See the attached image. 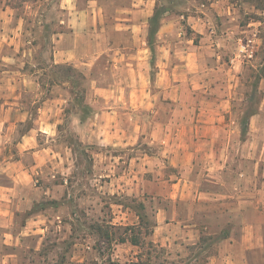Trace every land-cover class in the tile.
Instances as JSON below:
<instances>
[{"label": "rangeland", "instance_id": "1", "mask_svg": "<svg viewBox=\"0 0 264 264\" xmlns=\"http://www.w3.org/2000/svg\"><path fill=\"white\" fill-rule=\"evenodd\" d=\"M231 1L239 9L240 25L259 18L264 22V13L258 10L262 8L253 7L255 0ZM157 2L167 10L159 24L171 21L177 32L198 45L200 36L189 25L191 16L203 19L208 13L213 24L221 26L208 0H31L20 7L12 0H0V264H203L206 255L213 253L218 236L208 239L204 234L196 246L182 242L168 248L153 242L159 209L188 219L190 208L188 202L175 203L171 195L158 192L159 176L169 186L170 178L180 173L165 156L160 163L147 161L146 154L158 148L148 145L144 135L137 144L123 147L111 145L106 137L90 141L96 127L101 131L127 127L134 119L148 124L153 106L146 101L131 109L127 101L132 89H138V96L146 95L144 100L163 97L164 88L158 85L159 33L152 35L150 45L147 35ZM52 20H60L63 28L51 25ZM44 28L63 31L50 35L47 44L41 39ZM260 28L263 44L257 45L251 58L238 56L242 63L234 71L235 84L218 86L220 92L226 89L230 94L225 107L230 114L221 123L229 124L234 142L252 139L249 125L264 126V23ZM60 39L66 48L108 49L95 53L81 67L54 65L53 50ZM183 44L190 43L184 40ZM218 49L219 59L210 50L206 62L196 55V66L199 60L203 65L180 88L181 96L188 98L200 88L207 95L215 86H197L198 82L228 78L223 67L213 72L208 65L225 66L237 48L229 51L221 45ZM132 64L140 72L132 70ZM66 65L75 69L73 77L65 72ZM133 76L137 86L116 83ZM104 83L122 96L117 106L120 115L113 119L105 112L113 99L107 102L95 91L96 85ZM79 96L82 103L77 102ZM170 107L164 104L161 110L168 112ZM100 111L105 115L96 116ZM255 111L259 116L249 122ZM182 120L190 123L189 118ZM255 135L264 141V130ZM255 151L245 147L247 175L254 170L252 156H259ZM237 168L233 164L228 174L230 187L236 184ZM263 168L258 166L250 182H263L259 176ZM249 178L244 187L252 188ZM12 182L18 188L5 194L3 186ZM227 218L236 226L239 212L231 211ZM131 238L139 246H132ZM133 252L138 261L132 259ZM177 253L181 256L176 257Z\"/></svg>", "mask_w": 264, "mask_h": 264}, {"label": "crops", "instance_id": "2", "mask_svg": "<svg viewBox=\"0 0 264 264\" xmlns=\"http://www.w3.org/2000/svg\"><path fill=\"white\" fill-rule=\"evenodd\" d=\"M208 1L209 5L217 11L221 26L213 24L211 17H207L208 13L203 19L191 16L189 25L193 33L200 36L199 45L193 43L191 37H185L184 34L177 32L171 21L165 23V19L162 20L158 29L160 39L158 85L164 88L162 101L152 100L153 98L144 100L146 95L138 96L136 94L138 89L131 90L127 101L131 109H138L141 103L146 101L147 106L149 104L153 106V114L148 124H141L134 119L131 121V126L127 127L114 126V129L104 127L103 131L96 127L91 130L93 134L90 141L95 142V139H97L96 142L104 141L106 137L113 142L111 145L123 147L137 144L139 137L144 135V139L149 141L148 145L158 148L155 153L146 154L147 161L160 163L165 160L163 158L165 156L169 165L180 173L179 176L175 175L170 178L172 180L169 186H167L169 183H165L164 177L159 176L158 192L171 195L175 203L188 202L190 208L188 219H184L176 211L171 214L165 208L159 209L153 230V242L156 245L169 248L180 246L183 242L196 246L201 243L202 235H213L218 236L214 243V251L206 255L203 264H264V168L259 174L263 182L257 185L250 182L255 179L258 166L264 165V156L261 155L264 141L255 135L256 131H263L264 126L254 125L250 128L249 125L247 132L249 133L251 129L252 139L234 142L230 138L229 124L221 123V119H225L230 114L225 108L230 102V94L226 89L220 92L218 86H223V83L224 86L235 84L234 73L237 72L234 71H238L242 63L238 58L237 49L228 56L231 65L229 61L226 67L220 63L219 65H208L213 72L223 67L229 76L223 79L224 82L217 81L216 77L202 83L198 82L197 86H211L212 84L215 86L213 89L209 87L210 91L207 95L201 93L202 88L198 92H192L188 98L178 93L184 83L190 80L192 73L198 70L197 67L203 65L202 60H199L196 66L195 62L198 58L196 55H199L198 59L202 57L203 62H206V51L210 50L216 53L219 59L221 51L219 49L217 51L216 48H221L223 45L224 48L232 51L233 48H237L235 44L242 33L256 32L257 48H261L263 37L260 27L264 22L259 18L250 20L246 25H240L237 22L239 9L236 3L231 0ZM253 7L256 8L254 5ZM258 10L264 13V9ZM65 39L67 38H64V41ZM184 40L190 44L184 45ZM58 41L59 43L53 50L54 62L72 63L75 67L87 64L95 57V53H102L108 49L66 48L67 43L61 42V39ZM131 69L140 72L137 65L132 64ZM116 83L137 86L139 81L133 76L128 81L119 79ZM109 85L111 84L96 85L95 91L107 102L113 99L114 102L109 104L105 110L113 119L120 115L117 114V106L122 96L118 92L113 93L114 89L111 90ZM164 104L171 106L168 112L161 110ZM180 106L184 107L182 111ZM95 114L98 117L105 115L104 111ZM128 114L131 116L130 113ZM257 116L259 113L256 111L251 113L249 122ZM182 117L189 118L190 123H184L186 121L182 120ZM101 133L105 136L101 137ZM0 137H2L1 134ZM81 137L85 140V135L81 134ZM1 143L3 142L0 139V145ZM247 146L254 154L256 149L260 152L258 157L252 156L254 170L248 175L244 166L246 157L244 152ZM233 164L238 167L235 172L236 184L230 187L227 178ZM248 177H250L251 186L253 184L252 188L244 187ZM14 180L16 181L15 177ZM145 187L147 188L146 185ZM16 188H18V183L12 182L11 186H3V192L12 194ZM170 189H172L171 193ZM19 202L20 199H18V204ZM231 211L239 212L236 226L228 222L227 216ZM221 233H226V235L221 237ZM131 245L139 246L133 243ZM135 253L133 252L131 257L138 261L139 258L134 256ZM180 256L176 254V257Z\"/></svg>", "mask_w": 264, "mask_h": 264}, {"label": "trees", "instance_id": "3", "mask_svg": "<svg viewBox=\"0 0 264 264\" xmlns=\"http://www.w3.org/2000/svg\"><path fill=\"white\" fill-rule=\"evenodd\" d=\"M12 1H13V3H15L17 5V7H20L23 4L30 2L31 0H12ZM254 6L256 8H262L263 9L264 8V0H255ZM13 7H15V6H13ZM58 10L61 11L60 8H58ZM166 11L167 10L162 5H160L159 2L156 3V5L154 7V10H153V13L148 19V33H147V35H148V43H149V45L151 43L150 39H151L152 35L156 31H158L159 26H160L159 22H160V20H161V18L163 16V14H165ZM51 25H57L58 27H62L63 28L62 24L60 23V20H58V22H57V20H52L51 21ZM62 31H63V29L57 30V29L44 28L43 32L41 34V39H42L43 43H47L48 44L50 42V39H49L50 35H53V34H56L58 32H62ZM54 65H59V63H56ZM73 69L74 68L72 66L66 65L65 72L68 75H70V77H73V74H74L73 72H75V71H73ZM77 75H79L82 79L84 78L83 74H81L79 72L77 73ZM72 81L74 82V80H71V82ZM82 101H83V99L81 98V96H79V98L77 99V102L78 103H82ZM82 107L85 109L87 106L85 104H83ZM225 235H226V233H221V237H224ZM207 238L211 239L212 237L211 236H207ZM202 240H204V239L201 236L200 241H202ZM121 241H124V239H121ZM131 243L138 244L137 240H135L134 238H131ZM130 264H136V263L135 262H131Z\"/></svg>", "mask_w": 264, "mask_h": 264}, {"label": "built area", "instance_id": "4", "mask_svg": "<svg viewBox=\"0 0 264 264\" xmlns=\"http://www.w3.org/2000/svg\"><path fill=\"white\" fill-rule=\"evenodd\" d=\"M257 33H246L238 37L237 40V53L241 59L251 58L254 55L255 48L257 47Z\"/></svg>", "mask_w": 264, "mask_h": 264}]
</instances>
